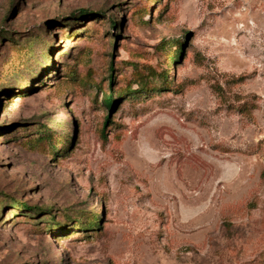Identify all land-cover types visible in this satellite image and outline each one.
I'll return each mask as SVG.
<instances>
[{
	"label": "rangeland",
	"instance_id": "obj_1",
	"mask_svg": "<svg viewBox=\"0 0 264 264\" xmlns=\"http://www.w3.org/2000/svg\"><path fill=\"white\" fill-rule=\"evenodd\" d=\"M0 264H264V0H0Z\"/></svg>",
	"mask_w": 264,
	"mask_h": 264
},
{
	"label": "trees",
	"instance_id": "obj_2",
	"mask_svg": "<svg viewBox=\"0 0 264 264\" xmlns=\"http://www.w3.org/2000/svg\"><path fill=\"white\" fill-rule=\"evenodd\" d=\"M113 25H115V23L113 22ZM176 57L173 55L171 56L170 60L173 61V59H175ZM111 71L112 69H110V74H111ZM112 75H110V80L112 79ZM112 92L111 91L105 98H104V102L106 103V106L109 108V109H112V106H113V97H112ZM107 122V120H106ZM39 139V143L43 142V141H46L47 139H51V137L47 134H42L41 136L38 137ZM43 140V141H42ZM54 149L55 147L52 148V153L54 154ZM11 203H13V201H11ZM23 209H26L25 207L22 206ZM99 224V221L97 220L96 217H92L90 221H87L86 224H84V228H89V229H93L94 227L98 226Z\"/></svg>",
	"mask_w": 264,
	"mask_h": 264
}]
</instances>
